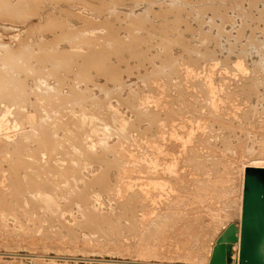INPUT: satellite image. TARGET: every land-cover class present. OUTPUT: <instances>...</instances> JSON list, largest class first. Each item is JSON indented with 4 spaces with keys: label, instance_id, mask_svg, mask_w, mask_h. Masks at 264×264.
Listing matches in <instances>:
<instances>
[{
    "label": "rangeland",
    "instance_id": "1",
    "mask_svg": "<svg viewBox=\"0 0 264 264\" xmlns=\"http://www.w3.org/2000/svg\"><path fill=\"white\" fill-rule=\"evenodd\" d=\"M0 79V264H208L238 226L264 0H0Z\"/></svg>",
    "mask_w": 264,
    "mask_h": 264
},
{
    "label": "water",
    "instance_id": "2",
    "mask_svg": "<svg viewBox=\"0 0 264 264\" xmlns=\"http://www.w3.org/2000/svg\"><path fill=\"white\" fill-rule=\"evenodd\" d=\"M239 264H264V169L246 168L240 230L232 223L220 234L208 264H227L226 244L238 240Z\"/></svg>",
    "mask_w": 264,
    "mask_h": 264
},
{
    "label": "bare ground",
    "instance_id": "3",
    "mask_svg": "<svg viewBox=\"0 0 264 264\" xmlns=\"http://www.w3.org/2000/svg\"><path fill=\"white\" fill-rule=\"evenodd\" d=\"M224 20H225V19H224ZM219 21H220V20H219ZM210 26H211V25H210ZM211 28H212V27H211ZM85 29H87V28H85ZM200 29H201V28H200ZM225 32H226V31H225ZM72 36H73V35H72ZM72 36H71V37H72ZM75 36H76V35H75ZM88 36H89V35H88ZM90 36H91V34H90ZM229 36H230V35H229ZM66 37H67V36H66ZM86 37H87V36H86ZM89 38H90V37H89ZM80 39H81V38H80ZM77 40H78V39H77ZM83 40H84V39H83ZM74 41H75V40H74ZM83 42H84V41H83ZM103 42H104V41H103ZM232 43H233V42H232ZM26 47H27V46H26ZM110 48H111V47H110ZM25 49H26V48H25ZM54 49H55V48H54ZM51 50H52V49H51ZM48 51H49V50H48ZM47 53H48V52H47ZM49 53H52V54H53V52H49ZM54 53H55V52H54ZM110 53H111V52H110ZM11 54H12V53H10V56H11ZM52 54H51V55H52ZM60 55H61V54H60ZM60 55H59V56H60ZM107 55H108V54H107ZM113 55H114V54H113ZM14 56H16V55L14 54ZM14 56H13V57H14ZM22 56H23V55H22ZM59 56H58V57H59ZM66 56H67V55H66ZM111 56H112V55H111ZM13 57H12V58H13ZM30 57H31V56H30ZM64 57H65V53H64ZM98 57H99V56H98ZM6 58H7V57H6ZM12 58H11V59H12ZM19 58H21V57H19ZM27 58H28V57H27ZM53 58H54V57H53ZM65 58H66V57H65ZM67 58H68V57H67ZM4 59H5V58H4ZM8 59H9V58H8ZM13 59H14V58H13ZM15 59H16V58H15ZM24 59H26V58L24 57ZM43 59H44V58H43ZM45 59H46V58H45ZM49 59H51V56L49 57ZM49 59H47V60H49ZM54 59H55V58H54ZM56 59H57V58H56ZM56 59H55V60H56ZM58 59H59V58H58ZM105 59H107V58L105 57ZM64 60H65V59H64ZM103 60H104V59H103ZM108 60H109V59H108ZM20 61H21V60H20ZM51 61H52V59H51ZM60 61H61V58H60ZM66 61H67V60H66ZM98 61H99V60H98ZM6 62H8V61H6ZM49 62H50V60H49ZM70 62H71V61H70ZM74 62H75V61H74ZM105 62H106V61H105ZM105 62H103V63H105ZM2 63H3V62H2ZM10 63H11V62H10ZM15 63H17V62H14V64H15ZM18 63H19V62H18ZM52 63H53V61H52ZM52 63H50V64H52ZM65 63H66V62H65ZM65 63H64V64H65ZM100 63H101V62H100ZM100 63H99V64H100ZM5 64H6V63H5ZM50 64H49V65H50ZM54 64H56V63H53L52 65H54ZM58 64H60V63H58ZM61 64H63V63H61ZM61 64H60V65H61ZM101 64H102V63H101ZM52 65H51V66H52ZM65 65H66V64H65ZM106 65H107V64H106ZM27 66H28V65H27ZM27 66H26V67H27ZM51 66H50V67H51ZM62 66H63V65H62ZM62 66H61V67H62ZM100 66H101V65H100ZM15 67H16V66H15ZM17 67H18V66H17ZM21 67H22V66H21ZM43 67H44V66H43ZM56 67H57V66H56ZM68 67H69V66H68ZM104 67H105V66H104ZM12 68H14V67H12ZM30 68H31V67L29 66V69H30ZM37 68H38V67H37ZM64 68H65V67H64ZM66 68H67V67H66ZM98 68H99V66H98ZM98 68H97L96 70H99ZM102 68H103V67H102ZM9 69H10V68H9ZM22 69H23V68H22ZM25 69H26V68H25ZM32 69H33V66H32ZM38 69H39V68H38ZM49 69H50V68H49ZM54 69H55V68H54ZM58 69H59V68H58ZM85 69H86V68H85ZM90 69H91V68H90ZM100 69H101V68H100ZM105 69H106V68H105ZM59 70H60V69H59ZM64 70H65V69H64ZM81 70H82V69H81ZM101 70H102V69H101ZM101 70H100V71H101ZM110 70H111V69H110ZM48 71H49V70H48ZM55 71H56V70H55ZM57 71H58V70H57ZM68 71H69V69H68ZM68 71H67V72H68ZM100 71H99V72H100ZM102 71H103V70H102ZM6 72H8V71H6ZM6 72H5V73H6ZM19 72H20V70H19ZM33 72H34V71H33ZM50 72H51V70H50ZM58 72H59V71H58ZM103 72H104V71H103ZM11 73H13V72H11ZM34 73H35V72H34ZM45 73H46V72H45ZM52 73H53V72H52ZM54 73H56V72H54ZM65 73H66V71H65ZM1 74H2V73H1ZM7 74H9V72H8ZM46 74H47V73H46ZM80 74H81V73H80ZM3 75H4V74H3ZM10 75H11V77L13 76L12 74H10ZM10 75H9V76H10ZM47 75H48V74H47ZM50 75H51V74H50ZM54 75H55V74H54ZM84 75H85V74H84ZM112 75H113V74H112ZM4 76H6V75H4ZM14 76H15V75H14ZM81 76H82V75H81ZM81 76H80V77H81ZM85 76H86V75H85ZM6 77H7V76H6ZM11 77H10V78H11ZM61 77H62V76H61ZM74 77H75V76H74ZM87 77H88V76H87ZM59 78H60V77H59ZM83 78H84V77H83ZM90 78H92V77H90ZM76 79H77V78H76ZM85 79H86V78H85ZM0 80H1V79H0ZM3 80H4V79H3ZM10 80H11V79H10ZM83 80H84V79H83ZM7 81H8V80H7ZM62 81H63V80H62ZM84 81H85V80H84ZM2 82H3V81H2ZM4 82H6V81H4ZM16 82H17V81H16ZM115 82H117V81H115ZM7 83H9V82H7ZM10 83H12V82H10ZM18 83H19V81H18ZM13 84H14V83H13ZM58 84H59V83H58ZM61 84H62V83H61ZM1 85H2V84H1ZM5 85H6V84H5ZM15 85H18V84H15ZM15 85H14V86H15ZM59 85H60V84H59ZM92 85H93V84H92ZM12 86H13V85H12ZM19 86H20V85H18L17 87H19ZM0 87H1V86H0ZM7 87H8V86H7ZM10 87H11V86H10ZM20 87H22V86H20ZM104 87H105V86H104ZM122 87H123V86H122ZM23 88H24V87H23ZM74 88H75V87H74ZM86 88H87V87H86ZM5 89H7V88H5ZM98 89H99V88H98ZM0 90H1V89H0ZM20 90H21V89H20ZM20 90H19V91H20ZM2 91H4V90H2ZM2 91H1V92H2ZM79 92H80V91H79ZM105 92H106V91H105ZM105 92H104V93H105ZM109 92H110V91H109ZM127 92H128V91H127ZM3 93H4V92H3ZM5 93L7 94L6 90H5ZM8 93H9V92H8ZM87 93H88V92H87ZM12 94H13V93H12ZM2 95H3V94H2ZM4 95H5V94H4ZM14 95H15V94H14ZM18 95H19V94H18ZM20 95H21V94H20ZM22 95H23V94H22ZM0 96H1V95H0ZM12 96H13V95H12ZM68 96H69V95H68ZM25 97H26V96H25ZM71 97H72V96H71ZM79 97H80V95H79ZM132 97H133V96H132ZM17 98L19 99V97H17ZM82 98H83V97H82ZM91 98H93V97H91ZM109 98H110V97H109ZM117 98H118V97H117ZM9 99H10V96H9ZM68 99H69V98H68ZM75 99H76V96H75ZM107 99H108V98H107ZM15 100L17 101V99H15ZM21 100H22V98H21ZM73 100H74V99H73ZM78 100H79V99H78ZM4 101H5V100H4ZM11 101H12V100H11ZM81 101H82V100H81ZM83 101H84V100H83ZM108 101H109V100H108ZM16 103H17V102H16ZM130 103H131V102H130ZM130 107H131V106H130ZM32 108H33V107H32ZM20 110H21V109H20ZM45 110H46V109H45ZM59 111H60V110H59ZM18 114H19V113H18ZM136 115H137V114H136ZM251 116H252V115H251ZM122 118H123V117H122ZM111 120H112V119H111ZM59 122H60V121H59ZM128 123H129V122H128ZM55 124H56V123H55ZM57 124H58V122H57ZM51 127H52V126H51ZM125 127H126V126H125ZM44 128H45V127H44ZM46 128H47V127H46ZM49 130H50V129H49ZM51 130H52V129H51ZM51 130H50V131H51ZM44 132H45V130H44ZM44 132H42V133H44ZM47 133H48V132H47ZM47 133H46V134H47ZM51 134H52V133H51ZM44 135H45V134H44ZM54 135H55V133H54ZM47 136H48V135H47ZM47 136H46V137H47ZM41 137L44 138L43 135H42ZM41 137H40V138H41ZM50 137H51V136H49V138L47 137L48 140H47L46 142H47L48 144L45 143L44 140H42V141H44V143H45L47 146L50 145L49 142H48V141L50 140ZM54 137H55V136H54ZM37 139H38V138H37ZM44 139H45V138H44ZM34 140H35V139H34ZM34 140H33V141H34ZM45 140H46V139H45ZM50 141H52V140H50ZM100 141H101V140H100ZM227 141H228V140H227ZM52 142H53V141H52ZM228 143H229V142H228ZM24 144H25V143H24ZM42 144H43V143H41V145H40V144L38 143V145H40V147H42ZM45 144H44V145H45ZM46 145L44 146L45 148H46ZM51 146H53V145H51ZM24 147H25V146H24ZM47 148H48V147H47ZM47 148H46V149H47ZM74 148H75V147H74ZM42 149H43V148H42ZM72 150H73V149H72ZM73 153H74V152H73ZM261 154H262V153H261ZM156 155H157V154H156ZM263 155H264V154H263ZM163 157H164V156H163ZM238 157H239V156H238ZM247 157H248V156H247ZM260 157H261V156H260ZM22 158H23V157H22ZM159 158H160V157H159ZM210 158H211V157H210ZM244 158H245V157H244ZM256 158H257V157H256ZM18 159H19V158H18ZM163 159H164V158H163ZM201 159H202V158H201ZM239 159H240V158H239ZM250 159H251V158H250ZM253 159H255V158L253 157ZM261 159H262V158H261ZM19 160H20V159H19ZM23 160H24V158H23ZM37 160H38V159H37ZM229 160H230V159H229ZM229 160H225V161L228 162ZM241 160H242V159H241ZM245 160H246V159H245ZM247 160H248V159H247ZM258 160H259V159H258ZM258 160L255 161V162L250 161L249 164L247 163L248 165L245 164L246 166H245V168H244V171L242 172V173H243V178H244V172H245V169H246V168L264 169V158H263V162L258 161ZM20 161H21V160H20ZM20 161H17V162L19 163ZM39 161H40V160H39ZM39 161H38V162H39ZM231 161H232V159L230 160V162H231ZM233 161H234V160H233ZM248 161H249V160H248ZM22 162H23V161H22ZM62 162H63V161H62ZM212 162H213V160H212ZM234 162H235V161H234ZM238 162H240V161H238ZM245 163H246V162H245ZM19 164H20V166H22V163H19ZM58 164H59V163H58ZM213 164H214V163H213ZM218 164H219V163H218ZM234 164H235V163H234ZM238 164L240 165V163H238ZM214 165H215V164H214ZM214 165H213V166H214ZM229 165H230V164H229ZM243 165H244V164H243ZM243 165L241 164L242 167H243ZM55 166H56V165H55ZM215 166H216V165H215ZM215 166H214V167H215ZM231 166H232V165H231ZM16 167H17V165H16ZM58 167H59V166H58ZM13 168H14V167H13ZM111 168H112V167H111ZM231 168H232V167H231ZM17 169H18V168H17ZM239 169H240V168H239ZM242 169H243V168H242ZM230 170H231V169H230ZM17 171H18V170H17ZM17 171H16V172H17ZM14 172H15V171H14ZM17 173H18V172H17ZM35 173H36V172H35ZM20 175H21V174H20ZM98 175H100V173H99ZM225 175H226V174H225ZM229 175H231V174H229ZM31 176H32V175H31ZM103 176H105V175H103ZM232 176H233V175H232ZM34 177H35V176H34ZM107 177H108V176H107ZM241 177H242V176H241ZM18 178H19V177H18ZM24 178H25V176H24ZM228 179H230V178L228 177ZM228 179H227V180H228ZM15 180H16V178H15ZM36 180H37V179H36ZM153 180H154V179H153ZM225 180H226V179H225ZM104 181H105V180H104ZM151 181H152V180H151ZM214 181H216V180H214ZM220 181H221V180H220ZM220 181H219V182H220ZM241 181H242V180H241ZM243 181H244V179H243ZM19 182H20V181H19ZM19 182H18V183H19ZM21 182H23V181H21ZM152 182H153V181H152ZM222 182H223V181H222ZM231 182H232V181H231ZM24 183H25V182H24ZM65 183H66V182H65ZM153 183H154V182H153ZM153 183H151V184H153ZM26 184H27V183H26ZM26 184H25V185H26ZM154 184H155V183H154ZM223 184H224V183H223ZM227 184H228V183H227ZM21 185H23V183H22V184L19 183L18 186L21 187ZM40 185H41V184H40ZM40 185H38V186H40ZM46 185H47V184H46ZM56 185H57V184H56ZM50 186H51V185H50ZM221 186H222V185H221ZM20 187H19V188H20ZM25 187H27V186H25ZM60 187H61V186H60ZM216 187H217V185H216ZM226 187H227V186H226ZM226 187H225V188H226ZM230 187H231V186H230ZM243 187H244V184H243ZM243 187H241V191H242V192H240V197H239V198H240V203H239L240 207L238 208V209H239V214H238V221H237V222H238V228H239V230H240V226H241V212H242V205H241V204H242V200H243ZM21 188H24V187H21ZM57 188H58V187H57ZM239 188H240V187H239ZM17 189H18V188H17ZM30 189H31V188H30ZM39 189H40V188H39ZM39 189H38V190H39ZM42 189H43V188H42ZM47 189H48V188H47ZM62 189H63V188H62ZM229 189H231V188H229ZM24 190H25V192H26L27 188H25ZM33 190H34V189H33ZM40 190H41V189H40ZM72 190H73V189H72ZM72 190H71V191H72ZM205 190H206V189H205ZM217 190L219 191V189H217ZM223 190H224V189H223ZM226 190H228V189H226ZM239 190H240V189H239ZM17 191H18V190H17ZM19 191H22V190L20 189ZM27 191H28V190H27ZM43 191H44V190H43ZM71 191H70V192H71ZM210 191H211V190H210ZM35 192H36V191H35ZM41 192H42V190H41ZM26 193H27V192H26ZM31 193H32V192H31ZM36 193H37V192H36ZM63 193H64V191H63ZM203 193H205V192H203ZM21 194H24V192H23V193L21 192ZM27 194H28V193H27ZM32 194H33V193H32ZM37 194H38V193H37ZM53 194H54V193H53ZM58 194H59V193H58ZM67 194H68V193H67ZM219 194H220V193H219ZM30 195H31V194H30ZM45 195H46V194H45ZM208 195L212 196L211 194H208ZM214 195H215V193H214ZM223 195H224V194H223ZM228 195H229V194H228ZM40 196H41V194H40ZM43 196H44V195L42 194V197H43ZM48 196H49V195H48ZM48 196H47V197H48ZM59 196H60V195H59ZM198 196H199V195H198ZM226 196H227V195H226ZM31 197H32V196H31ZM214 197H215V196H214ZM44 198H45V197H44ZM48 198H49V197H48ZM48 198H47V199H48ZM50 198H52V197L50 196ZM210 198H211V197H210ZM222 198H223V197H222ZM225 198H226V197H225ZM53 199H54V198H53ZM89 199H90V198H89ZM207 199H209V198H207ZM212 199H213V197H212ZM30 200H31V199H30ZM45 200H46V199H45ZM51 200H52V199H51ZM78 201H79V200H78ZM200 201H201V199H200ZM22 202H23V200H22ZM45 202H46V201H45ZM47 202H48V200H47ZM49 204H50V202H49ZM46 205H47V204H46ZM50 205H51V204H50ZM54 206H55V205H54ZM215 206L217 207V205H215ZM48 208H49V206H48ZM91 208H92V207H91ZM218 209H219V208H218ZM54 210H55V209H54ZM66 211H67V210H66ZM94 212H95V211H94ZM59 213H60V212H59ZM87 214H88V213H87ZM97 214H98V213H97ZM85 216H86V215H85ZM89 216H90V215H89ZM220 216H221V215H220ZM226 216H227V215H226ZM218 217H219V216H218ZM224 217H225V216H224ZM40 218H41V217H40ZM45 218H46V217H45ZM89 218H90V217H89ZM97 218H98V217H97ZM101 218H102V217H101ZM227 218H228V217H227ZM232 218H233V217H232ZM94 219H96V217L93 216V219H92V220H94ZM98 219H100V218H98ZM215 219H216V218H215ZM217 219H218V218H217ZM229 219H230V218H229ZM92 220H91V221H92ZM96 220H97V219H96ZM96 220H95V222L93 223V225H94L95 223H98V221L96 222ZM105 220H106V219H105ZM163 220H164V219H163ZM224 220H225V219H224ZM235 220H236V219H235ZM89 221H90V220H89ZM89 221H88V222H89ZM91 221H90V222H91ZM100 221H101V220H100ZM92 222H93V221H92ZM222 222H223V221H222ZM73 223H74V222H73ZM86 223H87V222H86ZM105 224H106V223H105ZM166 224H167V223H166ZM60 225H61V224H60ZM99 225H100V224H99ZM162 225H163V224H162ZM216 225H217V224H216ZM220 225H222V224H220ZM220 225L218 224V226H220ZM95 226H96V225H95ZM218 226H217V228L215 229L217 232H218V230L220 229V227H218ZM83 227H84V226H83ZM100 227H101V225H100ZM65 228H66V227H65ZM79 228H80V227H79ZM88 228H89V227H88ZM97 228H98V227H97ZM70 229H71V228H70ZM96 230H97V229H96ZM72 231H73V230H72ZM90 231H91V230H90ZM219 231H220V230H219ZM215 233H216V232H215ZM221 233H222V232H221ZM217 234H218V233H217ZM219 236H220V235H219ZM219 236H218V237H219ZM237 238H238V240L236 241V245H234V244H226V259H227V264H239V249H240V242H239V239H240V233L237 234ZM215 245H216V244H215ZM215 245H214V246H215ZM214 246H213V248H214ZM213 248H212V250H213ZM211 253H212V251H211ZM210 257H211V255H210ZM209 259H210V258H209ZM208 263H209V262H208ZM139 264H143V263H139ZM144 264H145V263H144Z\"/></svg>",
    "mask_w": 264,
    "mask_h": 264
}]
</instances>
